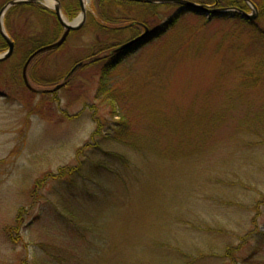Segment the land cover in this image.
<instances>
[{"label":"rangeland","instance_id":"374dc122","mask_svg":"<svg viewBox=\"0 0 264 264\" xmlns=\"http://www.w3.org/2000/svg\"><path fill=\"white\" fill-rule=\"evenodd\" d=\"M59 1L78 3L73 18L62 14L81 23L79 0ZM84 4L83 27L28 68L44 91L85 64L53 94L31 92L22 71L25 42L52 33L56 16L11 17L19 41L0 65V264H264V16ZM38 5L54 13V2ZM105 19L161 31L115 61L105 46L133 36L101 30ZM99 126L125 134L94 139ZM97 143L111 154L92 157Z\"/></svg>","mask_w":264,"mask_h":264},{"label":"trees","instance_id":"16d2710c","mask_svg":"<svg viewBox=\"0 0 264 264\" xmlns=\"http://www.w3.org/2000/svg\"><path fill=\"white\" fill-rule=\"evenodd\" d=\"M12 0H8V2H10ZM103 1V6L105 4H108V3H113V4H118V5H128V6H137V7H144V9L146 8H149V7H153L155 5H150V4H144V3H135V2H125V1H119V0H102ZM258 3V5L260 6V8L262 9V15L261 17L264 16V0H254ZM208 4H218L217 7H234L236 6L237 3H240L241 0H207ZM74 6V7H73ZM73 6H70V7H66L63 8L62 7V10L64 11V14H66L69 18H73L75 15H76V12L78 11V3H76L75 5ZM2 8H0L1 10ZM31 9H34V10H37L36 14L38 16H40L41 14H43L44 12H47L48 14L50 15H55V13H53L52 11H49L47 9H44V8H41L39 7L38 4H22V5H18V6H14L12 7L11 9H9V11L6 13L5 15V18H4V25L6 27V30H7V33L9 35V37L14 41L15 43V49L17 48V44H18V37L16 34H14L11 30V17L12 15H15L21 11H28V10H31ZM39 9V11H38ZM41 17V16H40ZM234 17H237L240 19L239 15H234ZM242 20V19H240ZM105 21V24L106 26L98 23L97 26H99L101 28V30L103 29H108L110 30L112 33L111 34H114L115 36H124V35H132L134 36L136 33L139 32V28L135 26H130L131 23L127 24V25H122L120 26L119 24L122 22L126 23L124 19H110V20H104ZM244 21V20H242ZM129 22H133V23H141V22H137V21H129ZM145 22V21H144ZM142 23V24H145V23ZM246 22V21H245ZM109 24V25H108ZM147 25V24H145ZM110 26V27H109ZM161 31V30H160ZM73 33V32H72ZM63 34V28L62 26L59 24V22L57 21L56 22V27L55 29L53 30L52 33L48 32L46 33L45 37H33V38H30V39H26L27 41L25 42V47L27 48V51L24 55V63L27 61V59L35 52L37 51L38 49L44 47V46H47V45H50V44H53L55 42H57L61 36ZM263 39V40H262ZM261 39V43L262 45H264V37ZM106 47V46H105ZM108 49H112V46L111 47H108L105 48V50H108ZM8 50V45L6 43V41L3 39V37L0 35V54H3L4 52H6ZM102 52L101 51H98V52H93L91 57L93 59V56H96L97 58V55L96 54H100L101 55H104V54H101ZM131 53V50H125L119 54H117V57L115 58V61L119 60L120 58L126 56L127 54ZM14 55V54H13ZM106 57V56H104ZM104 57H98V59L96 60V62L98 60H103ZM38 58V57H37ZM37 58L35 60H37ZM95 62V61H92V63ZM95 62V63H96ZM3 64V63H0V65ZM109 67V66H108ZM106 67V68H108ZM111 67V66H110ZM107 70H105L106 72ZM121 126H118V127H115L112 129L111 127V130L110 131H107V132H104L102 127L99 126L98 127V130L96 131V133L94 134V139L95 137H97V135H99L100 133H102V139H104V141L106 140V142H109L111 143L112 141L115 140V134L116 132L119 133V134H125V131L122 130L121 132L118 131V129H120ZM101 139V141H102ZM103 143V142H101ZM101 143H97L96 146H92L91 145H88L86 147V149H92L91 151V155L92 157H94L96 154H100L103 153L104 155H109L111 153H107V152H104L103 151V147H102V144ZM83 151H81V154H82ZM111 158L115 157L114 159H116V155H110ZM87 162L84 161V162H81L80 163V167L79 168H75L74 172H71L69 173V177H77L79 176L80 174H82L85 170V166H86ZM92 164H93V160H92ZM88 166V164H87ZM84 168V169H83ZM78 171V172H77ZM77 172V173H76ZM61 175L60 177H62L64 175L63 174H59ZM80 177V176H79Z\"/></svg>","mask_w":264,"mask_h":264},{"label":"water","instance_id":"95a60500","mask_svg":"<svg viewBox=\"0 0 264 264\" xmlns=\"http://www.w3.org/2000/svg\"><path fill=\"white\" fill-rule=\"evenodd\" d=\"M40 1L41 0H12L9 3H7L1 9V11H0V35L6 41V43L8 45V50L5 53L0 55V63L6 62L7 60H9L13 56L14 51H15V43L8 36L6 29L4 27V17L6 15V13L9 11V9H11L14 6H18V5H22V4H36V3H40ZM45 1H47V2L52 1L55 3L53 10L55 12V16L57 18V21L59 22V24L63 28V34L57 42L38 49L27 59V61L24 64V67H23L22 78H23V82H24L25 86L31 92H34V93H40L41 92L42 94H53V93L59 91L61 88L65 87L67 85L68 80L74 75V73L78 69H80L81 67L85 66V64L84 63L77 64L71 70V72L66 76L65 82H63L60 85H57L54 89L44 90V91H38V90L34 89V87H32V85L29 82L28 76H27L28 68L31 65V63L38 56H40L41 54L48 53V52H51V51H54V50L61 48L65 44L69 35L72 32L79 31L83 27V25L86 21L87 10H86L85 4H84V0H79L80 7H81L82 21H81V23L69 24L63 18L61 3L59 0H45ZM119 1L144 3V4H151V5L176 4V5L181 6L186 12L204 15V16H207L210 18H213L215 16H225V15L233 16L234 14H241L248 21H255L257 19V12L255 11V8H254L253 13L251 15H249V14H246L244 12H241L240 10H238L236 8H216L215 9V8H211L208 6L201 5V4H197V3L189 1V0H119ZM245 1L253 7L250 0H245ZM148 33H149V30L146 27V31H145L144 36H146ZM137 40H139V39L133 40V41H131L125 45H122L121 47L114 49L111 53L112 54L121 53V52L127 50L130 46H132Z\"/></svg>","mask_w":264,"mask_h":264},{"label":"flooded vegetation","instance_id":"af4514ba","mask_svg":"<svg viewBox=\"0 0 264 264\" xmlns=\"http://www.w3.org/2000/svg\"><path fill=\"white\" fill-rule=\"evenodd\" d=\"M199 3H204L205 5L209 6V4H206L205 2L203 1H198ZM250 2L252 3L253 7L247 3L245 0H241L240 3H237L236 6H234L233 8H236L238 10H240L241 12H244L246 14H249L251 15L254 11V8H255V11L257 12V19L256 21H258V19L261 18V15H262V9L260 8V6L258 5V3L254 0H250ZM217 3L216 4H210V7L211 8H220V7H217ZM240 19H244V21L246 20V18L243 17V15L241 14H238ZM255 21V22H256ZM135 26V24L133 25ZM146 25L145 24H137L136 27L139 28V30H141V32L139 31L138 34L136 33L131 39L121 43V44H118L116 47H113L112 49H109V52H112L114 49L124 45V44H127L133 40H136V39H139L137 40L132 46H130L128 48V50H131V52L133 51H136L138 49H140L144 44L148 43L149 41L153 40L154 37H157L158 33L156 30H151L148 26L147 28H149V33L144 36L145 34V31H146ZM144 36V37H143ZM107 48V47H105ZM98 51H104V47Z\"/></svg>","mask_w":264,"mask_h":264},{"label":"bare ground","instance_id":"6f19581e","mask_svg":"<svg viewBox=\"0 0 264 264\" xmlns=\"http://www.w3.org/2000/svg\"><path fill=\"white\" fill-rule=\"evenodd\" d=\"M84 1H86V2H90L91 0H84ZM49 3V2H48Z\"/></svg>","mask_w":264,"mask_h":264}]
</instances>
